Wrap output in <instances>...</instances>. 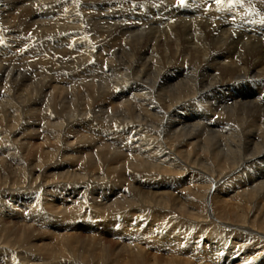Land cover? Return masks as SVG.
<instances>
[{
    "label": "bare ground",
    "instance_id": "6f19581e",
    "mask_svg": "<svg viewBox=\"0 0 264 264\" xmlns=\"http://www.w3.org/2000/svg\"><path fill=\"white\" fill-rule=\"evenodd\" d=\"M58 1L37 0L26 8L35 39L24 41L18 54H8L3 44L9 40L0 37V67L8 70L6 76L25 73L28 80H41L50 98L44 101L45 116L51 107L59 115L65 114L62 109L71 113L54 122L58 130L51 134L41 125L33 138L26 136L30 141L21 137L31 142L26 146L10 137L19 130L22 108L33 101H12L20 95L12 86L0 90V112L9 110L19 124L8 131L9 143L0 136V264H19V259L27 264L39 257L55 264H191L188 255L203 264H264V49L250 45L239 56V46L225 47V37L209 43L203 27V20L211 21L222 35L235 29L240 40L258 42V36L264 38L262 10L256 12L249 0H185L178 8L184 13L173 16L150 4L146 10L140 7L139 15H160L158 22L153 20L166 27L161 45L150 43L157 36L148 35L150 45L126 46L122 31L106 24L87 29L90 2L76 0L74 6L71 0L60 8ZM112 9L119 12L123 6L113 4ZM172 20L184 28L170 29ZM118 23L111 22L114 28ZM187 23L189 46L180 48ZM234 23L241 25L239 30ZM39 39L45 40L43 49ZM59 40H67L61 52H44V46ZM76 90L83 94L80 100ZM64 93L70 99L66 107ZM76 126L79 130L69 137ZM112 142L120 150L107 151L105 157L103 148L113 147ZM21 144L40 152L34 158L38 164L27 166ZM63 144L68 146L64 150L59 148ZM4 162L15 168L7 170ZM105 162L114 165L108 169ZM258 163L259 172L249 175ZM48 170L52 177L45 176ZM185 203L208 209L206 221L191 222ZM7 218V224L1 222ZM242 223L249 235L235 233ZM103 226L118 240L108 249L96 240ZM79 231L88 235L84 252H70L71 242L83 239Z\"/></svg>",
    "mask_w": 264,
    "mask_h": 264
},
{
    "label": "rangeland",
    "instance_id": "374dc122",
    "mask_svg": "<svg viewBox=\"0 0 264 264\" xmlns=\"http://www.w3.org/2000/svg\"><path fill=\"white\" fill-rule=\"evenodd\" d=\"M35 2V1H37V0H0V9H3L4 7V10L5 9H7V10H5V11H0V37H1V40H3V39H6L7 41L9 40V42H5L3 45L4 46H6V47H8V49L9 50H7L8 51V54H18V52L17 51H19V50H21L22 49V47L24 46V41H26L28 38H30V40H33V39H35V37H33L34 35H33V33H32V31L30 30L32 27H31V25H32V18L30 17V15H29V12L27 11V9L26 8H30L31 7V4H32V2ZM60 1V2H59ZM58 2H57V5H56V7H60V8H62L63 6H64V4H66V3H68V2H70L71 0H59ZM104 1V2H103ZM178 1H180L181 2V0H107L106 1V3H105V0H84V3H86L87 2V4L89 3L90 5H88L89 7L90 6H92V7H90V9L88 8L87 10L89 11V14L87 15V23L88 24H84L86 27H87V29L88 28H91V29H96L97 27H103V26H109L110 27V30H112V31H114V29L116 30V32H121L122 31V33H123V38H124V40H123V42H124V44L126 43V46H128V45H130V43L132 42V44L134 43V44H136L137 42H141V44L143 43V44H145V45H150V43H156V44H158V45H161L160 44V39H161V35H162V33L164 32V30L166 29V27L165 26H160V25H158V24H154V23H156V22H154V20L155 21H157L159 18V16L160 15H158V13L156 12L154 15L153 14H148V13H146L145 15L147 16V18L145 19V18H143L142 16H140L139 15V13H140V7H143L142 9H144V10H146L144 7H146V6H150V4H151V6L150 7H153V6H155L156 8H167V9H169V10H167L168 12L167 13H170V12H172L171 13V15L173 14V16H176V15H178V14H183L184 12L183 11H180L181 9H179L178 10V8H179V5L181 6V7H183V5H184V3H185V0H183L184 2L183 3H178ZM251 1V2H250ZM61 2H63L64 4H62ZM73 4H75L74 6H76V4L78 3L76 0H73ZM82 2V1H81ZM61 3V4H60ZM93 3H94V5H93ZM112 3V4H111ZM149 3V4H148ZM99 4V5H98ZM103 6H102V5ZM113 4H118V5H120L121 7L123 6V9H119V12L118 11H114V9H112V5ZM125 4V5H124ZM128 6H127V5ZM159 4H160V6H159ZM255 5L256 6V12H260V9L262 10L259 14L261 15V16H264L263 14V12H264V0H249V5ZM262 6H261V5ZM59 5V6H58ZM61 5H63V6H61ZM101 5V6H100ZM130 5V6H129ZM138 5V6H137ZM21 6V7H20ZM52 6V5H51ZM99 6V7H98ZM132 6V7H131ZM162 6V7H161ZM164 6V7H163ZM178 6V7H177ZM186 6V5H185ZM184 6V7H185ZM106 7V8H105ZM109 7V8H108ZM259 7V8H258ZM53 8H55V7H53ZM103 8V9H102ZM125 8V9H124ZM128 8V9H127ZM97 9V10H96ZM98 9H100V10H98ZM106 9V10H105ZM133 9V10H132ZM136 9H137V11H136ZM155 9V8H154ZM57 9L55 8V10L54 11H56ZM121 10V11H120ZM156 10V9H155ZM172 10V11H171ZM100 11V12H99ZM109 11V12H108ZM125 11V12H124ZM176 11V12H175ZM10 12H11V14H10ZM94 12H97V13H94ZM103 12V13H102ZM118 12V13H117ZM133 12V13H132ZM182 12V13H181ZM4 13V14H3ZM8 13H9V15H8ZM91 13V14H90ZM115 13V14H114ZM129 13V14H128ZM177 13V14H176ZM92 14H94L93 15V17H92ZM105 14V15H104ZM119 14V15H118ZM28 15V16H27ZM108 15V16H107ZM118 15V16H117ZM135 15V16H134ZM92 17V18H91ZM105 17V18H104ZM111 17V18H110ZM114 17V18H113ZM138 17V18H137ZM152 17V18H151ZM104 19V20H103ZM120 19V20H119ZM128 19V20H127ZM153 20V21H150V20ZM118 20V21H117ZM124 20V21H123ZM164 20H169V19H164ZM104 21L105 22H108V23H104ZM146 21H148V22H150V23H146ZM204 21V22H203ZM203 21H201L200 23H199V25H203V23H205L204 25L205 26H203L204 27V30L205 31H207V33H209V38H207V41L209 42V43H212V44H216V43H218V40H219V42H222L221 41V39L222 40H225V38H227V40L225 41V42H223V44L225 45V47H230L229 45H231V44H233L232 46H236V47H238V49L237 50H239V52H238V54H239V56H240V52H246V50L248 51L249 50V48H251V46L253 47V48H255V49H258V50H261V49H264V38H261L260 36H258L257 37V39H258V42H257V40H255V38L253 39V40H248V41H243V40H240L238 37V35L236 34V32H235V29H230V31L228 30L227 31V35L226 34H224V35H222V32H223V30H218V26L215 24V23H213V22H211V21H208V22H206L205 20H203ZM110 22V23H109ZM111 22H119L118 24H116L115 25V28H114V26H113V24H111ZM124 22H126V23H124ZM158 22V21H157ZM203 22V23H202ZM95 23V24H94ZM172 23V24H171ZM171 25L169 26V28L170 29H175V28H179V29H181V27L182 28H184V26H181L180 27V25L181 24H184V23H182L181 21L179 22V23H176V22H174V20H172L171 21ZM176 23V24H175ZM181 23V24H180ZM4 24V25H3ZM6 24V25H5ZM102 24H103V26H102ZM106 24V25H105ZM126 26H125V25ZM151 24L152 25H154V29H153V27L151 28L150 26H151ZM212 24V25H211ZM235 24V26H236V29L237 30H239V28L241 27V25H239L238 23H234ZM88 25V26H87ZM99 25V26H98ZM112 25V26H111ZM139 25H141V26H139ZM155 25H157V26H155ZM187 25H188V23H187ZM5 26V27H4ZM90 26V27H89ZM97 26V27H96ZM93 27V28H92ZM116 27H118V29H116ZM142 27V28H141ZM164 27V28H163ZM189 27H190V25H188V26H186V29L183 31L184 33H185V35L182 37V41L184 42V44L185 45H183L182 47H181V42H179L178 41V43H179V47L180 48H185V46H189V39H188V36H189ZM205 27H206V29H205ZM212 27V28H211ZM4 28V29H3ZM97 29H99V28H97ZM140 29V30H139ZM3 30V31H2ZM89 30V29H88ZM123 30H124V32H123ZM135 30V31H134ZM126 31V32H125ZM128 31V32H127ZM145 31V32H144ZM188 31V32H187ZM232 31H234V34H232ZM141 32V33H140ZM154 32H157L156 34L157 35H155V34H153ZM216 32V33H215ZM128 33V34H127ZM135 33H137L138 35L136 36V34ZM146 33V34H145ZM149 33V34H148ZM228 33H230V34H228ZM133 34H134V37H133ZM33 35V36H32ZM124 35H127V36H124ZM144 37H143V36ZM147 35V36H146ZM148 35H151V36H154V37H156L155 39H153L152 38V40H150V43H149V36ZM222 37H221V36ZM238 37H237V36ZM9 37V38H7V37ZM130 36V37H129ZM218 36V37H217ZM234 36V37H233ZM238 38V40H237V38ZM225 37V38H224ZM26 38V39H25ZM126 38H128V39H126ZM132 38V39H131ZM235 38V39H234ZM145 39V40H144ZM148 39V40H147ZM156 39H158V40H156ZM188 39V40H187ZM235 41H234V40ZM17 40V41H16ZM134 40V41H133ZM156 40V41H155ZM45 40H40L39 39V43L37 42V45H39L40 46V49H43L42 48V46L41 45H43L45 42H44ZM143 41V42H142ZM244 42V43H241V42ZM261 41V42H260ZM16 42V43H15ZM66 42H67V40L66 41H64V40H61V42H60V40H59V42L57 41V42H54L53 44H50V45H48V46H44V48H45V53H48L49 55H50V53H51V55L50 56H52V55H54V54H57V53H59V51L61 52V48H65L66 47ZM170 42V41H169ZM234 42V43H233ZM14 43V44H13ZM154 43V44H155ZM246 43V44H245ZM248 43V44H247ZM59 44V45H58ZM131 44V45H132ZM133 44V45H134ZM12 45V46H11ZM57 45V48L55 47ZM64 45V46H63ZM251 45V46H250ZM14 46V47H13ZM53 46L55 47V48H53ZM46 47H48L47 49H46ZM51 47V48H50ZM248 47V48H247ZM14 48V49H13ZM60 48V49H59ZM258 50H256V51H254V52H258ZM49 51H50V53H49ZM40 55H41V53H39ZM39 54H38V56H39ZM58 56V55H57ZM13 70V69H12ZM7 72H8V70L6 69V68H4V67H0V90L1 91H3V88H4V86L5 87H9L10 86V88H11V86L14 88V90H17V94L18 93H20V95H22V97L20 96V95H13V98H12V101L14 100V101H16L15 99L17 98V99H22V101L23 100H27V99H30L31 101H33V102H31L30 103V105L28 106L27 104L25 105V107H27V108H22V112H21V114H20V116H19V118H20V123H21V125H19V124H17V120H15L13 117H11V112L9 111V110H6V111H3V112H0L1 113V116L0 117H2V118H0V133H3V132H1V131H4L5 130V132L2 134V135H0L5 141H6V143H9L8 141H9V134H8V131H10V130H12L14 127L16 128L18 125V127L17 128H19V130H17V132H14L13 134H12V136L10 137V140H17L16 142L17 143H23V144H25L26 146L27 145H31V142L29 143V142H26L25 140V143H24V141L21 139V137H23L24 139L26 138V140L27 141H30L29 139H30V137L31 138H33L34 137V134H32L34 131L33 130H38L40 127H41V125H42V127L41 128H45V127H48L49 128V133L51 134L52 133V131L54 132V130H58V128L56 127V126H53V124H54V122L55 123H57L58 121L60 122V121H64L65 119H66V117L68 116V117H70L71 116V113H70V116H69V112L68 113H66L65 111H66V109H62L63 110V112L65 113L64 115H62V114H60L59 115V113L57 112V111H55V112H53V109H52V107L50 108V111H49V116H45L43 113H44V107H45V102L44 101H46V100H48V99H50V98H48L47 99V96L44 94L45 92L43 91V88H42V82H41V80H32V79H29L28 80V75H26L25 73H19V77L17 78L16 76H10V78H9V76H6L7 75ZM3 74V75H2ZM8 77L7 79L6 78H3V77ZM14 77V78H13ZM26 77V78H25ZM3 78V79H2ZM25 79H26V81H25ZM91 79V78H90ZM94 79H95V81H93V82H95V83H97L96 81H99V79H98V76H95L94 77ZM22 82H21V81ZM23 80H24V82H23ZM35 81V82H34ZM6 82H7V84H6ZM15 82L18 84H15ZM19 82V83H18ZM20 82H21V84H20ZM28 82V83H27ZM39 82V83H38ZM4 83V84H3ZM26 83V84H25ZM29 83H31V85L29 84ZM33 83V84H32ZM87 83V82H86ZM86 83H84L83 85H85ZM20 84V85H19ZM37 84H38V86H37ZM77 84H79V83H77ZM2 86H3V88H2ZM32 86V87H31ZM83 89L85 88V86H82V85H80ZM102 86L104 87V85L102 84ZM29 87H30V89H29ZM2 88V89H1ZM39 88H40V90H39ZM22 89V90H21ZM24 89V90H23ZM20 90H21V92H20ZM85 90H87L88 91V89H87V87L83 90V91H85ZM24 91V92H23ZM26 91H27V94H26ZM32 91V92H31ZM34 91H35V93H34ZM14 92V91H13ZM36 92H38V93H36ZM41 92V93H40ZM73 92H75V96H80V98L78 99V100H80L82 97H83V94H82V92H81V90L80 91H73ZM73 92H69L68 94L69 95H71V93L73 94ZM77 93H79L78 95H77ZM38 94V95H37ZM82 94V95H81ZM0 95H2V94H0ZM68 95V96H69ZM37 96V97H36ZM40 96H42L41 97V99H40ZM44 96V97H43ZM78 96V97H79ZM16 97V98H15ZM64 99H63V105H64V103H65V107L68 105V104H70V99L67 97V94H65L64 93ZM46 98V99H45ZM69 99V100H68ZM34 100H35V105H34ZM42 100V101H41ZM40 103H38V102ZM50 101V100H49ZM67 103H66V102ZM79 102V101H78ZM33 103V104H32ZM49 103V102H48ZM81 103V105H83V104H85V103H83V102H80ZM79 103V104H80ZM83 103V104H82ZM38 104V105H37ZM50 104V103H49ZM20 105V104H19ZM32 105V106H31ZM40 106H42V107H40ZM2 107V108H1ZM0 107V111L1 110H3V106H1ZM34 108V109H33ZM26 109H28V110H26ZM32 109L34 110V111H32ZM73 109V108H72ZM36 110H37V112H36ZM40 110V111H39ZM51 110H52V112H51ZM57 110V109H56ZM9 111V112H8ZM28 111V112H27ZM7 112V113H6ZM29 112H32L31 114H33V112H34V114L37 116H35L34 114L33 115H31V114H29ZM9 113H10V116H9ZM6 114V115H5ZM28 116H27V115ZM52 114V115H51ZM55 114V115H54ZM57 114V115H56ZM54 115V116H53ZM4 116V117H3ZM57 118H56V117ZM232 116H234V115H232ZM7 119H6V118ZM30 117V118H29ZM32 117V118H31ZM53 117V118H52ZM67 117V118H68ZM5 118V119H4ZM9 118V119H8ZM11 118V119H10ZM34 118V119H33ZM35 118H37V119H35ZM44 118V119H43ZM2 119V120H1ZM32 119H33V121H32ZM40 119V120H39ZM58 119V120H57ZM6 120H7V122H6ZM23 120V121H22ZM26 120V121H25ZM36 121V123H35V121ZM43 120V121H42ZM5 121V122H4ZM24 121L26 122V123H24ZM41 121V122H40ZM31 122V123H30ZM58 122V123H59ZM3 123V124H2ZM7 123H9V124H7ZM10 123H11V125H10ZM13 123V124H12ZM19 123V122H18ZM34 123V124H33ZM46 125H45V124ZM51 123H52V126H51ZM3 125H5V126H3ZM39 126V127H38ZM10 127H12V128H10ZM26 127V128H25ZM32 129H31V128ZM52 127H54V128H52ZM1 128H2V130H1ZM22 128V129H21ZM34 128V129H33ZM57 128V129H56ZM76 128H78V129H76ZM76 128H74V130L72 129L71 131H70V133H69V137L71 136V135H74L75 133V131H78L79 130V127L78 126H76ZM22 131H21V130ZM26 129V130H25ZM47 129V128H46ZM51 129V130H50ZM54 129V130H53ZM25 130V131H24ZM27 131V132H26ZM30 133H29V132ZM18 132H20V133H18ZM23 133V134H22ZM35 133V132H34ZM5 134H7L6 135V137H5ZM20 134H22V135H20ZM26 134V135H25ZM31 134V135H30ZM264 134V133H263ZM17 135V136H16ZM20 135V136H19ZM33 135V136H32ZM29 138H27V137ZM15 137V138H14ZM1 139V138H0ZM19 141V142H18ZM23 141V142H22ZM40 140H38V142H39ZM37 141H34L33 143H38ZM84 142V141H83ZM82 142V143H83ZM87 141L85 140V146H86V143ZM0 143L2 144V142L0 141ZM28 143V144H27ZM65 143H67L66 141H65ZM23 144H21V146H24V147H22V149H23V152L25 153V156H26V158H25V162L27 163V166H29V167H33V165L34 164H38L39 163V161L37 162V163H35V161H34V158H37L38 156H37V154L39 155V153L40 152H36L35 150H33L32 148L33 147H25V145H23ZM112 144L114 145L113 147H114V149H112L113 147H112V145H111V143H110V146L108 147V148H103V149H105L104 151L105 152H103L104 153V156L106 157V155H107V151H110V153L113 151V152H115V151H118V149L120 150V147H119V145L117 144V145H115V143H113L112 142ZM35 145V144H34ZM77 146H79V147H77ZM75 148L77 149H80V148H82V145H81V147H80V145H77ZM115 146H116V148H115ZM68 146H66L65 144H63V146H60L59 148L60 149H65V148H67ZM110 147H111V149H110ZM118 147V148H117ZM35 148V147H34ZM41 148H43L44 149V147H41ZM59 148H57V151H58V149ZM68 150L70 151H72V147L71 148H68ZM69 151H67V156H68V154H69V156L68 157H70V154L72 153V152H69ZM44 152H45V150H44ZM18 152H16V154H17ZM42 155L43 154H45V153H41ZM74 154V153H73ZM112 154V153H111ZM40 156V155H39ZM74 156V155H73ZM108 156V155H107ZM23 158V157H22ZM31 158V159H30ZM17 159H20V157H17ZM69 159H72V158H69ZM105 159V158H104ZM85 161H87L86 159H84ZM81 161V160H80ZM6 162V161H5ZM4 162V165H5V167H7L6 169L7 170H9V169H14L15 168V165L13 164V163H5ZM46 162H49L48 160H44V163H46ZM95 162V165H97L98 164V161L96 160V161H94ZM22 163V162H21ZM108 166H107V165ZM113 164V163H112ZM112 164H110V163H107V162H105V165H104V167L105 168H110V166H112L113 167V165ZM21 165H23V164H21ZM101 165V164H100ZM259 165H261V164H255L254 165V167H251V170L252 171H248V174H249V172H250V174L249 175H251V174H253V173H255V172H259ZM18 166H20V164L18 165ZM13 167V168H12ZM5 169V170H6ZM255 169V170H254ZM50 170V169H49ZM48 170V171H49ZM253 171H255V172H253ZM25 172L27 173V170L25 169ZM99 172H100V170H99ZM26 173H25V180H26V177H27V175H26ZM49 173H50V171L49 172H47L46 174H45V176L47 175H49ZM96 173H97V171H96ZM257 174V173H256ZM34 177H35V175H33ZM43 177L44 178V180H48L49 179V177H52V175H49V177L47 178V177ZM34 177H32V178H34ZM13 181V180H12ZM60 182V181H59ZM123 182V184L125 185H123V187H126V185L128 186V182L127 183H125V181H122ZM15 183H16V185H18L19 184V182L18 181H15ZM48 185H50V184H48ZM122 187V186H121ZM122 187V188H123ZM190 196V195H189ZM188 196V197H189ZM120 197H122V194H121V196ZM192 199V198H191ZM187 206H189V207H187V208H189V210H190V212H191V214L193 215V217L191 218V219H189L191 222H193V223H195V222H197V221H199V222H205L206 221V219H207V217H208V209L207 210H205L204 208L203 209H196V208H198L197 207V205H192L191 206V204H189V203H185ZM196 206V207H195ZM191 208V209H190ZM195 209L196 211L194 212V210L193 209ZM18 211H20V209L18 210ZM198 211V212H197ZM202 211V212H201ZM177 212V210L174 212V215H175V213ZM6 213V212H5ZM55 212L53 211V212H51V215H53V217H55V216H57L56 214H54ZM102 213V212H101ZM199 213V214H198ZM176 214H180L179 213V211L176 213ZM203 214V215H202ZM189 216H190V214H188ZM198 215V216H197ZM254 215H256L255 213H254ZM254 215H253V217H254ZM60 216H63L62 214L60 215ZM203 216L205 217V219L203 218ZM201 217V218H200ZM8 220H9V218H7V219H4V220H2L1 219V222H4V224H7V222H8ZM194 220V221H193ZM196 220V221H195ZM10 223H12V224H14V225H17V223H16V221H12V222H10ZM1 224V223H0ZM235 226H237V225H235ZM243 226V227H242ZM20 227V226H19ZM104 227V229H105V231L104 230H100V234L98 235V236H100V239H96L97 241H99L100 240V242H101V244H102V246L104 245L105 246V248H109V246L110 245H113V244H111V242H115V241H118L115 237H117V236H113L112 235V230H109L108 231V229H107V226L105 227V226H103ZM117 230H119L117 227H115ZM114 228V229H115ZM237 228H240V230L239 229H237ZM253 229H256V226H253L252 227ZM235 229V233L236 234H239V235H241V236H245V235H249V232L247 231L248 229L246 228V226H245V224L244 223H242L241 224V226L240 227H236V228H234ZM242 229V230H241ZM246 229V230H245ZM117 230H116V232H117ZM85 232H83V231H81V233H80V231L77 233V235H79V236H81V238H83V239H75V240H73L72 242H71V244H70V246L72 245V247L70 248V252L71 251H74V252H79V253H82V252H84L83 251V247H84V245H86V243L84 242V238H87L88 239V235L85 233ZM247 233V234H246ZM45 234H46V232H45ZM82 234V235H81ZM107 234V235H106ZM102 235V236H101ZM83 236H85V237H83ZM102 238V239H101ZM104 238V239H103ZM106 238V239H105ZM31 240V239H30ZM105 240V241H104ZM33 241V240H32ZM107 241V242H106ZM264 242V241H263ZM1 245V244H0ZM3 245H1L0 247H2ZM67 253H69V252H67ZM115 254L114 255H111L110 256V258L112 259L113 258V260L115 259ZM188 258H189V260H190V263L192 264V260H193V264H203L204 262H203V260H201V261H197V263H196V261L193 259V257L191 256V255H188ZM112 260V261H113ZM19 264H25V261H20V259H19ZM42 262V263H41ZM55 264L54 263V260H53V263H52V259L51 258H48V257H42V258H38V259H36V261L34 260V261H30V262H28L27 264ZM100 264V263H99ZM109 264V263H108Z\"/></svg>",
    "mask_w": 264,
    "mask_h": 264
},
{
    "label": "snow or ice",
    "instance_id": "6c2138e0",
    "mask_svg": "<svg viewBox=\"0 0 264 264\" xmlns=\"http://www.w3.org/2000/svg\"><path fill=\"white\" fill-rule=\"evenodd\" d=\"M183 2V0H181V3ZM217 2H220V0H217Z\"/></svg>",
    "mask_w": 264,
    "mask_h": 264
}]
</instances>
